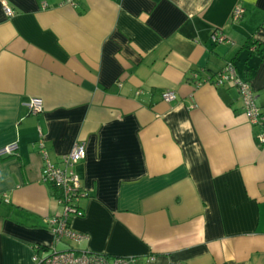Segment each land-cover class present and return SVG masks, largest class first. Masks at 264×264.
<instances>
[{
  "label": "crops",
  "instance_id": "crops-1",
  "mask_svg": "<svg viewBox=\"0 0 264 264\" xmlns=\"http://www.w3.org/2000/svg\"><path fill=\"white\" fill-rule=\"evenodd\" d=\"M262 23L264 0H0V147L18 144L0 157V264L68 247L129 264H264L262 128L234 86L188 80L233 60L264 114V55L243 48L252 37L264 53ZM40 137L53 163L85 145L71 166L80 242L47 224L61 205Z\"/></svg>",
  "mask_w": 264,
  "mask_h": 264
},
{
  "label": "built area",
  "instance_id": "built-area-1",
  "mask_svg": "<svg viewBox=\"0 0 264 264\" xmlns=\"http://www.w3.org/2000/svg\"><path fill=\"white\" fill-rule=\"evenodd\" d=\"M4 12L7 15L12 13L10 7L4 5ZM244 9L236 7L232 12V21H238L243 15ZM213 41H224L227 37L223 33L216 32L212 34ZM206 81H210L206 79ZM216 84H235L238 89L239 96L243 103L245 113L249 117V121L253 125L261 126V130L256 133L255 139L259 145L264 146V114L255 105L254 96L251 90V83L240 78L231 63H226L220 72L215 77ZM200 82H196L199 84ZM214 83V84H215ZM161 98L164 101H173L176 99L174 90H165L161 93ZM28 109L30 113H38L43 109V101L39 97L31 98L28 102ZM36 145L40 154L43 157V166L41 170V178L45 183L51 184L57 188L60 196L58 202L61 205V212L47 218V224L53 235L55 241H60L64 238L70 239L74 242H80L84 239V234L74 231L68 223V219L77 212V204L82 195L79 179L71 169L72 164L80 160L84 155L85 145L83 142H75L68 153L61 156L58 163H53L49 157L48 152L44 146V140L40 137ZM18 149L17 142L9 143L0 147V157L12 156L16 154ZM34 264H129L134 259L127 257H115L109 259L105 254L93 253L88 250H79L74 247H68L64 250L51 249L50 252L44 256H39L34 253L32 257Z\"/></svg>",
  "mask_w": 264,
  "mask_h": 264
},
{
  "label": "trees",
  "instance_id": "trees-1",
  "mask_svg": "<svg viewBox=\"0 0 264 264\" xmlns=\"http://www.w3.org/2000/svg\"><path fill=\"white\" fill-rule=\"evenodd\" d=\"M259 27L264 28V23H262L261 26H259ZM214 33H216V30H214V31L211 33V35H210V39H211V41H212L213 43H217L218 41H213L212 38H211V37H212V34H214ZM243 48H245V49H246L249 53H251V54L256 53V54L261 55V57H262V55H264V53H262L261 44H259V42L256 41V40H254L252 37H249V38L245 41V43H244V45H243ZM226 63H231V64H233L234 67H235V64H234L233 60L227 61ZM226 63H225V64H226ZM222 68H223V66H222L218 71H216V72L213 73V74L207 75L205 78H201V76L199 75V72H198V71H192V72L190 73V77H188V80L191 81L192 83H194L195 85H199V84L202 83V82H208V83L214 85L215 87H218V88H219V87L224 86V85H226V84H230L231 86H234V87L237 89V86H236L235 84H231V83H226V84H216V83L214 82L215 77L217 76V74L220 72V70H221ZM235 70H236V69H235ZM248 74H249V73H248ZM238 76H239L240 78H242L239 74H238ZM206 79H209L210 81H206ZM242 79H243V80H246V81H248V82H250L249 79H244V78H242ZM196 82H200V83H199V84H196ZM214 83H215V84H214ZM168 90H169V89H168ZM237 91H238V89H237ZM55 190L58 192L57 188H55ZM58 194H59V192H58ZM59 196H60V194H59ZM76 206H77V212L82 213V208H81V206L79 205V202H78V204H77ZM70 220H71V215H70V217H69V219H68V223H70Z\"/></svg>",
  "mask_w": 264,
  "mask_h": 264
}]
</instances>
